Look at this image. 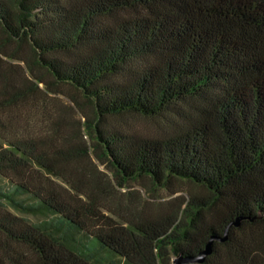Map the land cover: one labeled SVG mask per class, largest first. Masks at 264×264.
Returning <instances> with one entry per match:
<instances>
[{"label":"trees","instance_id":"16d2710c","mask_svg":"<svg viewBox=\"0 0 264 264\" xmlns=\"http://www.w3.org/2000/svg\"><path fill=\"white\" fill-rule=\"evenodd\" d=\"M141 179L206 193L113 210ZM228 227L204 264H264V0H0V264H169Z\"/></svg>","mask_w":264,"mask_h":264},{"label":"rangeland","instance_id":"374dc122","mask_svg":"<svg viewBox=\"0 0 264 264\" xmlns=\"http://www.w3.org/2000/svg\"><path fill=\"white\" fill-rule=\"evenodd\" d=\"M15 47V46H14ZM22 67H24L22 65ZM19 71L21 69L17 68ZM80 118V116H78ZM78 118H75L76 120ZM34 117L29 115L28 120ZM122 124L130 130L136 131L147 137L169 136L173 126L163 118L146 117L142 115H129L123 118ZM89 142V137L84 136ZM101 170L106 172L104 167ZM206 190L193 183L184 180H174L168 188H163L150 179H141L129 184V187L121 190L114 198L111 207L116 212L127 218L133 217L136 213L159 214L171 206L176 208L189 199L190 195H204ZM169 264H174L177 256L171 254Z\"/></svg>","mask_w":264,"mask_h":264},{"label":"water","instance_id":"95a60500","mask_svg":"<svg viewBox=\"0 0 264 264\" xmlns=\"http://www.w3.org/2000/svg\"><path fill=\"white\" fill-rule=\"evenodd\" d=\"M242 219H237L231 226H240ZM230 227L227 228L225 231L224 237H211L205 248L200 251L196 256H186L182 257L179 256L175 259L174 264H204L205 261L207 260L208 256H210L213 253V245L216 240L218 241H226L227 240V235H228V230Z\"/></svg>","mask_w":264,"mask_h":264}]
</instances>
